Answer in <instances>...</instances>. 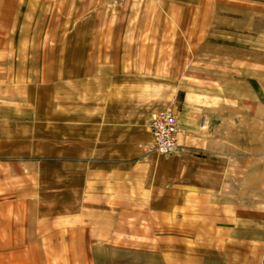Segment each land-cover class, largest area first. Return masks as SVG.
Instances as JSON below:
<instances>
[{
    "label": "crops",
    "instance_id": "0c3cea01",
    "mask_svg": "<svg viewBox=\"0 0 264 264\" xmlns=\"http://www.w3.org/2000/svg\"><path fill=\"white\" fill-rule=\"evenodd\" d=\"M61 5L70 19L57 31L51 63L60 67L50 81L65 82L67 129L50 132L62 136L50 141L59 145L29 162L28 175L17 167V176H58L65 184L49 197L43 184L28 185L27 196H2L1 223L16 210L33 217L34 240L74 250L121 239L123 226L141 218L152 225L156 215L163 229L177 225L179 234L209 242L227 264H264V90L257 76L252 89L242 88L238 108L228 89L223 99L216 88L165 76L162 66L185 61L184 28L166 23L169 14L153 2ZM166 109L177 116L179 150L160 155L149 152L148 126Z\"/></svg>",
    "mask_w": 264,
    "mask_h": 264
},
{
    "label": "rangeland",
    "instance_id": "374dc122",
    "mask_svg": "<svg viewBox=\"0 0 264 264\" xmlns=\"http://www.w3.org/2000/svg\"><path fill=\"white\" fill-rule=\"evenodd\" d=\"M138 1L153 2V7L169 14L166 23L184 28L179 35L185 46L181 49L185 61L162 66L165 76L178 78L176 83L180 86L216 88L223 99L228 89L238 108L242 92H247L242 88L252 89L255 76L264 90V0ZM68 19L61 0H0V200L2 196L9 200L15 195L27 196L29 193L24 189L39 184H43L41 190L49 197L52 188L59 189L65 184V178L58 176L50 181L48 175L43 182L29 176L20 179L17 167H23L21 174L28 175L29 162L48 158L52 148L59 145H51L50 141L59 143L62 136L56 133L51 136L50 132H66V85L64 81L59 85L50 81V75L60 67L51 63V56L57 54L58 28L69 23ZM1 213L0 208V264H227L228 261L215 256L217 252L213 253L209 242L179 234L177 225L163 229L156 223L161 221L156 215L152 225L141 218L136 224L123 226L121 239L89 241L84 248L73 250L56 248L58 243L63 245L59 241L34 240V233L28 231L33 227V217L22 219L15 210L4 219L7 223L2 224ZM17 218L27 224H17Z\"/></svg>",
    "mask_w": 264,
    "mask_h": 264
},
{
    "label": "built area",
    "instance_id": "2783aa9c",
    "mask_svg": "<svg viewBox=\"0 0 264 264\" xmlns=\"http://www.w3.org/2000/svg\"><path fill=\"white\" fill-rule=\"evenodd\" d=\"M205 127V125H202ZM152 141L149 152L170 155L179 150L177 116L172 109H166L154 115L149 123Z\"/></svg>",
    "mask_w": 264,
    "mask_h": 264
}]
</instances>
